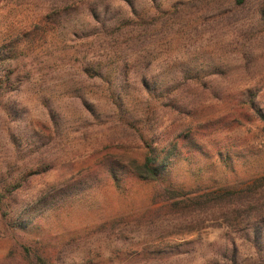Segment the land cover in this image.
I'll use <instances>...</instances> for the list:
<instances>
[{"label":"rangeland","instance_id":"1","mask_svg":"<svg viewBox=\"0 0 264 264\" xmlns=\"http://www.w3.org/2000/svg\"><path fill=\"white\" fill-rule=\"evenodd\" d=\"M256 108L264 0H0V264H264Z\"/></svg>","mask_w":264,"mask_h":264},{"label":"trees","instance_id":"2","mask_svg":"<svg viewBox=\"0 0 264 264\" xmlns=\"http://www.w3.org/2000/svg\"><path fill=\"white\" fill-rule=\"evenodd\" d=\"M240 2V0H237ZM253 102L251 98L250 103ZM255 116L256 119L259 121L261 126V132L264 142V110L262 109H255ZM174 145V144H173ZM172 145V146H173ZM146 154L142 163L135 165L134 170L137 175L144 179L155 180L159 179L162 176V173L166 170V161L169 159V155H171V149H167L165 146L153 147L150 144H146ZM15 223V222H14ZM10 223L7 224L10 227L16 228V224ZM22 239V237H21ZM32 244L29 242H23L17 246H15L10 252L9 256H21L26 261H32L33 257H38L39 259L42 258V250L40 247L35 249V253L38 256L32 255L33 250Z\"/></svg>","mask_w":264,"mask_h":264}]
</instances>
